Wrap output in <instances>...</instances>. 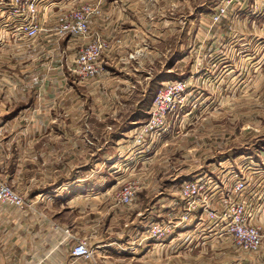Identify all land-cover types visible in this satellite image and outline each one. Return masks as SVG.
Listing matches in <instances>:
<instances>
[{"label": "rangeland", "instance_id": "rangeland-1", "mask_svg": "<svg viewBox=\"0 0 264 264\" xmlns=\"http://www.w3.org/2000/svg\"><path fill=\"white\" fill-rule=\"evenodd\" d=\"M221 1L194 0V8L206 3L203 11L195 8L193 27H179L170 53L169 45H154L156 54H140L137 70L128 76L103 78L102 74L84 80L74 73L75 54H50V69L61 67V73L51 81L61 82L64 105L61 110H52L55 122L49 131L39 130L37 124L35 138L20 135L14 141L13 149L27 147L31 151L12 155V160L3 164L2 175L15 184L5 178L2 182L24 195L39 192L57 196L58 200L52 199V213L64 210L72 217L77 192L72 185L74 176H90L98 185L85 187L84 193L97 197L81 206L98 217L102 223L99 229L107 222L114 231H133L132 250L164 241L168 244L177 238L173 262H169L172 253L161 251L156 260L132 264H185L187 256L205 258L206 250H186L192 239L216 245L221 251L211 252L213 258L227 262L263 260L264 182H252L256 176L248 172L255 164L264 167V23H249L264 0L236 2L225 18L213 22ZM182 3L179 0V5ZM87 6L82 4L61 14L57 26L64 15ZM10 9L13 19L25 21L26 17ZM245 11H249L243 17L247 24L235 27L231 17ZM209 14L210 18H203ZM38 15L39 5L35 18ZM2 78L3 84L9 83L10 77ZM12 78L20 85L26 83L24 75ZM110 79L119 80V88L114 82L101 85L104 94L101 92L97 99H127L130 105L122 111L121 119L91 124L68 118L77 112L74 99L96 98V93H91L96 87L93 85ZM168 85H176L177 90L170 92ZM121 87L127 90L114 91ZM13 167L20 169L15 177L10 174ZM238 183L244 187L236 192ZM61 192L65 200H61ZM127 192L132 200H125ZM257 207L262 211L257 213ZM240 209L263 235L257 252L238 248L229 235L228 225L236 220ZM156 228L166 231L163 239L155 236ZM90 234L88 239L96 241L97 235ZM88 239L79 241L91 247ZM118 240L124 242L126 236Z\"/></svg>", "mask_w": 264, "mask_h": 264}, {"label": "crops", "instance_id": "crops-1", "mask_svg": "<svg viewBox=\"0 0 264 264\" xmlns=\"http://www.w3.org/2000/svg\"><path fill=\"white\" fill-rule=\"evenodd\" d=\"M182 1L184 3L179 5V0H42L39 3L37 21L45 30L43 34L33 39L18 35L17 27L23 22L19 23L13 19L8 3H0V179L5 178L15 184L14 180L11 181L2 175L3 164H8L12 160V155L19 156L31 150L27 147L13 149L14 141L20 135L25 136V139L35 138L34 125L37 124L40 126L39 130L49 131L50 125L55 122L52 110L56 108L61 110L64 105L65 99H61V82L51 81L52 76L61 73V67L54 65L50 69L48 65L50 54H59L61 51L72 56L75 54L76 59L82 45L94 38H103L110 45L102 58L105 70L103 78L111 75L114 77L115 74L128 76L137 70L135 65L140 64L138 62L140 54H156L157 48L154 45H169L170 53L171 45L177 42L179 27H193L192 17L195 8H205L204 4L209 0L195 8L194 0ZM82 4L100 11L90 18L88 36L61 39L55 33L46 34L54 32L61 14ZM248 12L245 11L243 14L235 12L231 17L235 27L247 24L243 17ZM255 15L256 17L249 20L251 25L264 23V2L260 3ZM210 16L205 15L203 18ZM56 41L57 45H54ZM52 45L54 46L51 47ZM133 58L138 60L131 61ZM56 70L58 73L55 75ZM16 75H24L26 83L20 85L14 81L12 77ZM2 76L10 77L9 83L3 84ZM118 81L110 79L108 82H97L93 85L96 87H93L91 93L92 95L96 93V98L92 96L89 100L74 99L73 106L77 112L68 118L74 122L91 124H94V121L121 119L122 111L130 105L127 99L119 97L110 101L97 99L103 91L101 85L105 87L110 84L109 82L116 84ZM121 83L123 84L122 81ZM78 87L77 85L75 93ZM127 87L114 91L125 92ZM35 115L38 116L36 120ZM19 170V167H13L10 174L15 177ZM73 171L80 172L76 168ZM248 173L256 176L255 179L251 177L252 182H264V167L261 165L250 166ZM83 176H74L72 182L77 189L72 217L67 216L64 210L52 213L50 207L54 202L52 199L58 200L59 197L52 198L46 193L39 192L31 196L20 192L26 202L23 208L8 206L0 208V264H132L134 261L156 260L161 251L172 253L169 254V262H173V256L178 251V247L173 248L175 246L173 244L177 242L176 237L171 238L168 244L164 241L132 250L130 247L133 231H114L107 222L104 223L105 227L100 226L99 229L102 223L98 217L91 216L88 208L82 209L83 203L94 202V198L97 197L96 194L84 193L85 187L92 188L98 184L90 179V176L84 178ZM61 185L66 187L63 183ZM65 199V193L61 192V200ZM260 211L262 209L257 207L256 212ZM66 231H69L72 238L67 240ZM89 233L97 235V240L93 241L91 238L89 240L86 236ZM122 236H126L124 242L118 240ZM84 239H88L91 247L95 249V258L92 261L72 256L77 241ZM196 242L198 243H195L194 239L189 240L186 250L194 252L198 247L201 251L206 250L207 255L205 258L203 256V259H195L194 255L187 256L185 264H264V259L248 262L234 259L227 262L221 258H213L211 252L221 251L215 248L216 245L201 239Z\"/></svg>", "mask_w": 264, "mask_h": 264}, {"label": "built area", "instance_id": "built-area-1", "mask_svg": "<svg viewBox=\"0 0 264 264\" xmlns=\"http://www.w3.org/2000/svg\"><path fill=\"white\" fill-rule=\"evenodd\" d=\"M240 1L243 0H222L221 5L212 17L213 22H220L227 15L229 7ZM24 2L25 4H23ZM39 3V0H11L9 3L14 14L19 17H26L23 24L17 27L18 35L33 39L42 32V28L37 18H35ZM99 13L100 11L98 9H93L91 6L71 11L60 19L58 26L54 28V33L58 38L67 36L86 37L90 32V18ZM109 47V42L103 38H94L82 45L75 61L74 73L84 80L101 76L104 72L102 58ZM168 86H170L167 87L170 88V92L177 90L176 85ZM243 187V183H238L235 191L237 192ZM192 189L193 192H195L197 188L194 186ZM131 196L132 194L130 195V193L127 192L124 198L126 201L132 200ZM3 206L23 208L26 206V202L19 192L6 183H3L0 179V208ZM209 214L216 216V214L212 212ZM236 214V220L228 225V232L234 244L238 248H242L248 252L253 253L259 251L263 244L261 230L252 225L248 219L243 216L242 209L237 211ZM154 234L159 239H163L166 236V231L156 228ZM66 235L67 240L72 238L69 231H66ZM72 256L78 259L92 261L95 258V250L91 248L87 242L77 241L72 251Z\"/></svg>", "mask_w": 264, "mask_h": 264}]
</instances>
